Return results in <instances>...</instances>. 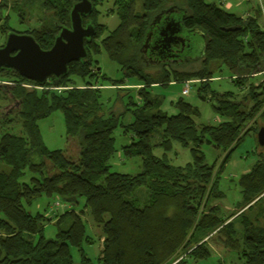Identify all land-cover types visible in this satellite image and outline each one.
<instances>
[{"label":"trees","instance_id":"16d2710c","mask_svg":"<svg viewBox=\"0 0 264 264\" xmlns=\"http://www.w3.org/2000/svg\"><path fill=\"white\" fill-rule=\"evenodd\" d=\"M89 1L93 12L82 21L84 26L93 25L95 34L85 44L87 58L70 63L65 77L40 86L13 69L0 68L4 98L18 103L13 110L17 109L22 127L21 135L0 136V264H186L182 257L210 256L207 241L215 235L224 248L237 252L241 264H264V147L258 146L256 161L237 180L238 209L225 216L217 202L224 198L219 173L232 152L247 135L257 133V119L264 127L261 2L243 18L205 0ZM76 2L0 0V31H13L6 11L15 10L23 21L29 3L39 14L38 27L22 34L47 50L58 29L70 26L69 12ZM102 4H109V14L119 20L114 30H105L95 20L96 7ZM169 7L182 10L180 24L189 52L180 62L154 68L158 74L153 76L145 72L151 66L143 61L141 47L155 16ZM101 51L118 65L119 79L100 72L95 57ZM194 61H200L198 70L181 71ZM216 63V73L228 71L235 92L209 90L217 78L210 67ZM188 80L199 81L192 88L201 101L211 102L222 118L218 125H197L198 109L181 98L174 104L177 112L166 114L161 100L151 94L152 87ZM24 82L34 89L28 90ZM136 87L138 101L126 91L103 111L101 90ZM124 96L126 102L121 101ZM116 102L123 109L115 114ZM59 110L67 135L78 141L76 159L48 150L41 141L37 121ZM116 133L127 137L119 148L122 160L139 163L136 174L112 170ZM174 143L190 151L191 161L184 166L171 164L166 156ZM203 143L224 154L216 172L214 164L204 162ZM156 149L163 151L160 157L154 154ZM140 189L146 194L142 205L136 193ZM40 196L63 201L68 208L54 218L32 215L25 207ZM70 197L75 198L73 204L65 202ZM80 203L76 211L74 206ZM44 222L57 226L54 238L44 237ZM95 234L101 249L93 259L84 247L93 245Z\"/></svg>","mask_w":264,"mask_h":264},{"label":"rangeland","instance_id":"374dc122","mask_svg":"<svg viewBox=\"0 0 264 264\" xmlns=\"http://www.w3.org/2000/svg\"><path fill=\"white\" fill-rule=\"evenodd\" d=\"M36 1V0H35ZM209 3H215L222 7L223 9L234 13L238 16H243L245 12L252 11V8L258 4L257 0H253L251 3L242 2L243 0H205ZM261 4L264 5V0H260ZM226 4H230L231 8L228 10ZM109 4H102L97 6L96 9L98 14L95 18L96 22L105 26V30L111 31L114 30L119 24V20L115 14H109ZM8 15H10V20L8 25L13 29L17 34H22L27 29H35L38 27V22L36 18H38V13L34 12V10L29 6V3L26 4V13L24 15V20L22 21L16 16V11H11L10 9L6 11ZM6 13H4L5 15ZM251 14V13H250ZM3 21L0 23V25ZM260 26L263 25L262 17L258 20ZM13 31H9L11 33ZM7 33V34H8ZM7 34H2L0 31V45H2L5 41V37ZM183 58V57H182ZM95 59L98 62V67L102 74H105L108 78L113 80L119 79L122 75L119 70L117 64L111 61L107 54L104 51H101ZM217 64L211 65L210 69L215 70V76L219 78L218 80L214 79L211 83H209V90L217 91V92H226L233 91L235 92V88L229 80L228 71L225 69L219 73H216ZM151 66V65H150ZM200 67V61H194L193 63L184 64L181 67V71L190 72L196 71ZM154 68L158 69L159 66H151L145 69V72L155 76L158 71ZM18 79V78H17ZM19 81V79H18ZM99 81V80H98ZM196 81V80H195ZM78 82V81H77ZM131 82V81H129ZM3 82H0V84ZM8 83V82H6ZM27 86L28 90H33L34 86L32 83L24 82ZM78 83H81L80 81ZM199 85V81H196L195 88ZM191 85V89L188 95L183 96L181 94L184 83H176L174 85L169 84L166 86H155L151 89V94L153 97H157L161 100V110L166 114H170L172 112H177V109L172 102L178 101L180 98L196 107L199 111V117L195 119L197 125H210L216 126L222 120V118L217 115L212 109L211 102L207 99L205 101H201L197 95L195 94V88ZM136 88H128L119 90L113 89H103L101 90L100 96L103 105V111L110 109L113 105V102L117 99V96L124 95L127 93L126 91H132L131 96L134 101H138V96L133 90ZM5 90H8L5 88ZM6 92L0 87V136L5 133L21 135L22 127L21 120L17 116V109L13 110L9 108L6 111L4 107L12 106L13 103H9L4 96ZM128 99L124 96L121 101L126 102ZM122 105L119 102H116L113 107V112L119 113L122 111ZM129 120V115L124 117L123 122L127 123ZM37 125L40 132L41 141L45 148L48 150H61L66 156L76 159L78 155V141L75 137L67 135L63 113L59 111L52 112L48 117L43 118L37 121ZM256 125L258 128L262 127L261 121L257 119ZM119 133L115 134L116 141L115 146L117 147V152L115 153L113 159L111 160L112 170L121 173H129L136 174L139 171V163L135 160H122L120 146L125 145L127 143V137L122 138L118 137ZM258 143L256 139V134L251 133L247 135L242 142L234 149L231 156L229 157L227 163L225 164L221 173H219V190L224 194V198L218 200V204L221 207V213L225 216L235 212L238 209V205L241 203V194L240 189L237 186L238 178L249 171L253 163L257 158L258 151ZM201 150L204 154V162L208 165L214 164L215 172L219 169L222 160L224 159V154L221 150L215 149L212 145H208L203 143L201 146ZM163 151L160 149H156L154 154L158 157L162 155ZM169 162L175 166H184L187 162L191 161V154L189 149L181 147L179 144L174 143L172 151L166 154ZM38 161V160H36ZM6 169V168H5ZM137 196L140 198V204H144L146 194L143 189L136 191ZM135 193V194H136ZM56 201L55 199H49L45 196L37 197L33 200L30 206H26L25 209L32 215L34 214H44L48 217L54 218L56 215L62 214L66 209L63 201H59L60 204L58 206L54 205ZM58 202V203H59ZM216 202V201H215ZM81 207V203L74 206L76 211H79ZM52 211V212H50ZM44 237L46 239H51L55 237L57 232V226L54 223L44 222ZM89 232L92 233L93 227L87 226ZM88 232V231H87ZM93 234V233H92ZM98 236L95 234V242L91 246H85L84 250L89 257L93 259L97 258L99 251L101 249L100 240L98 241ZM206 240V239H204ZM207 244L211 250L210 256L206 259L202 260H193L187 257H182V259L186 260V264H241L238 258L237 252L235 250H228L223 247L220 243L217 235L212 236L211 239L207 241ZM76 260H78V256L74 255ZM181 259V258H180Z\"/></svg>","mask_w":264,"mask_h":264},{"label":"water","instance_id":"95a60500","mask_svg":"<svg viewBox=\"0 0 264 264\" xmlns=\"http://www.w3.org/2000/svg\"><path fill=\"white\" fill-rule=\"evenodd\" d=\"M92 12L89 0H77L69 12L70 26L58 29L53 44L47 50L42 49L30 35L8 33L0 47V68L13 69L20 77L40 86L51 78L65 77L70 63L87 58L85 44L94 36L95 29L91 24L84 26L82 20ZM182 17V10L176 7H169L156 15L145 35L141 53L149 47L153 35L152 49L161 57L176 58L173 44H178L181 50L187 42L180 24ZM256 139L258 145L264 147V127L259 128ZM74 201V197L65 200L72 204ZM64 208L67 209L68 205Z\"/></svg>","mask_w":264,"mask_h":264},{"label":"flooded vegetation","instance_id":"af4514ba","mask_svg":"<svg viewBox=\"0 0 264 264\" xmlns=\"http://www.w3.org/2000/svg\"><path fill=\"white\" fill-rule=\"evenodd\" d=\"M153 35L151 37V41L149 43V47L147 49L144 50V52L142 53V59L143 61L145 62L146 65L148 66H161V65H170V63L172 64H175L177 62H180L182 61V57L184 58V54L185 53H188L189 52V44L188 42H186V46L183 45V47L180 48H174V52L177 57L176 58H172V59H168V58H164V57H161L158 55L157 52H155L153 49H152V40H153ZM188 41V40H187ZM180 50V51H179ZM174 61V63H173ZM9 103H13V105L11 106H7L6 108H11V107H17L18 106V103L16 102H9ZM11 108V109H13Z\"/></svg>","mask_w":264,"mask_h":264},{"label":"built area","instance_id":"2783aa9c","mask_svg":"<svg viewBox=\"0 0 264 264\" xmlns=\"http://www.w3.org/2000/svg\"><path fill=\"white\" fill-rule=\"evenodd\" d=\"M258 2H260V0H258ZM260 7H261V10H262V20H263V25L261 27L264 29V6L260 3ZM194 82H196V81H190V80H188V81H185L184 82V87H183V90L181 92L183 96H186V95L189 94L190 89H191V85ZM24 86L27 88L26 85H24ZM54 205L58 206L59 203L58 202H55Z\"/></svg>","mask_w":264,"mask_h":264},{"label":"crops","instance_id":"0c3cea01","mask_svg":"<svg viewBox=\"0 0 264 264\" xmlns=\"http://www.w3.org/2000/svg\"><path fill=\"white\" fill-rule=\"evenodd\" d=\"M242 2L244 3L245 0H243ZM226 5H228V6H227V9L229 10V9L231 8V5H230V4H226ZM226 11H227V10H226ZM249 14H250L249 11H247V12L244 13L243 16H240V17L245 18V17H247ZM214 79L218 80L219 78H214ZM214 79H212V80H214ZM170 84L174 85V84H176V83L172 82V83H170ZM181 94H182V93H181ZM176 102H177V101H176ZM176 102L173 101V102H172V105H174ZM175 113H176V112H175ZM175 113L172 112V113H170L169 115H173V114H175ZM247 172H248V171H247ZM247 172H245V173H247Z\"/></svg>","mask_w":264,"mask_h":264}]
</instances>
